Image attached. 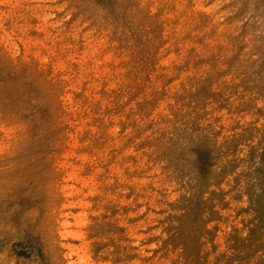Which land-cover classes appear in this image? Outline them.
I'll return each instance as SVG.
<instances>
[{"label":"rangeland","instance_id":"374dc122","mask_svg":"<svg viewBox=\"0 0 264 264\" xmlns=\"http://www.w3.org/2000/svg\"><path fill=\"white\" fill-rule=\"evenodd\" d=\"M83 248L264 264V0H0V264Z\"/></svg>","mask_w":264,"mask_h":264},{"label":"bare ground","instance_id":"6f19581e","mask_svg":"<svg viewBox=\"0 0 264 264\" xmlns=\"http://www.w3.org/2000/svg\"><path fill=\"white\" fill-rule=\"evenodd\" d=\"M85 185V184H84ZM89 188H87V190H88ZM86 190V189H85ZM85 190H81V194H83V193H85L84 191ZM62 191H65V192H68V189L67 188H64V187H61L60 189H59V192H62ZM70 191V190H69ZM87 194V193H86ZM77 219V223H79V224H81L82 222H81V218L80 217H78V218H76ZM65 228L67 229H65V233H64V238L65 239H67V240H70L72 237H73V235H74V233H72L70 230H69V228H70V223L69 222H66L65 224ZM83 254H82V256H79V251L77 250V251H75V250H71L70 251V254H68V256H67V258L69 259V260H73L74 258H75V256H78V260H79V264H89L88 263V260H89V256L86 254V252H85V248H83L82 250H80ZM70 264H75V263H73V262H70Z\"/></svg>","mask_w":264,"mask_h":264}]
</instances>
